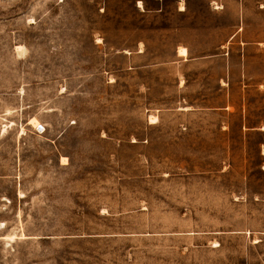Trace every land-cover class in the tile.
<instances>
[{
	"label": "rangeland",
	"instance_id": "1",
	"mask_svg": "<svg viewBox=\"0 0 264 264\" xmlns=\"http://www.w3.org/2000/svg\"><path fill=\"white\" fill-rule=\"evenodd\" d=\"M206 1L0 0V264H264V0Z\"/></svg>",
	"mask_w": 264,
	"mask_h": 264
},
{
	"label": "crops",
	"instance_id": "2",
	"mask_svg": "<svg viewBox=\"0 0 264 264\" xmlns=\"http://www.w3.org/2000/svg\"><path fill=\"white\" fill-rule=\"evenodd\" d=\"M183 1H184V5H183ZM190 1H193V3L195 4V5H201V2H202V5L204 6V7H206V4L208 3V1H206V0H175V2H177L178 3V5H183L184 6V9H180V7L177 5V8H175L178 12H185L186 11V9H187V7L185 6V3H186V5H188V2L190 3ZM206 24L208 25V23H206V21H204V22H202V23H200V24H198V25H201L202 26V28L200 27V29H196L195 31H194V33L196 34V36H198V35H202L203 36V39L206 41V34L207 33H209L210 32V30L209 29H207L206 28ZM197 25V24H196ZM179 46H183V47H185L186 48V51L187 52H189V48H188V46L185 44L184 45V43L183 44H181V45H179ZM178 47V46H177ZM177 49V48H176ZM199 55H207L205 52H203V53H199Z\"/></svg>",
	"mask_w": 264,
	"mask_h": 264
},
{
	"label": "bare ground",
	"instance_id": "3",
	"mask_svg": "<svg viewBox=\"0 0 264 264\" xmlns=\"http://www.w3.org/2000/svg\"><path fill=\"white\" fill-rule=\"evenodd\" d=\"M138 5H140V1H138ZM177 54H179V55H181V56L185 55V54H186V49H185L184 47H182V46H178V47H177ZM182 108H187V107H182ZM148 121H149L150 123L155 122V121H156V117L153 116V115H150V116L148 117ZM38 123H39V122H38L37 118H35V117H31V118L29 119V121H28V124L31 125V126H37Z\"/></svg>",
	"mask_w": 264,
	"mask_h": 264
}]
</instances>
